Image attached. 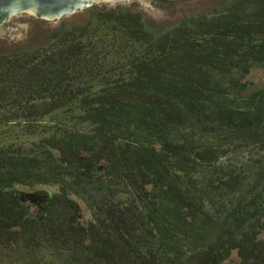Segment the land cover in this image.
Here are the masks:
<instances>
[{
  "label": "trees",
  "instance_id": "obj_1",
  "mask_svg": "<svg viewBox=\"0 0 264 264\" xmlns=\"http://www.w3.org/2000/svg\"><path fill=\"white\" fill-rule=\"evenodd\" d=\"M89 11L0 55V264H264V0Z\"/></svg>",
  "mask_w": 264,
  "mask_h": 264
},
{
  "label": "rangeland",
  "instance_id": "obj_2",
  "mask_svg": "<svg viewBox=\"0 0 264 264\" xmlns=\"http://www.w3.org/2000/svg\"><path fill=\"white\" fill-rule=\"evenodd\" d=\"M227 0H209L198 6L192 5H179L167 11L161 12L150 6L145 5L142 0H127L113 4L112 2H100L94 3V5L108 9L117 7L118 5L135 6L136 8L144 11L148 21L156 28L163 30L179 20L200 11H212L217 9ZM91 6V7H93ZM87 7L78 11H75L70 16H64L59 19L37 18L32 21L26 29L11 30L7 29L0 34V55L12 53L18 50H24L33 48L36 46H42L51 41L52 33L60 28L65 22L68 26L74 24H80L89 19L90 8ZM249 78L258 85H264V69L255 68ZM51 190H55L53 187H49ZM85 219L91 216L87 205L84 201H81Z\"/></svg>",
  "mask_w": 264,
  "mask_h": 264
},
{
  "label": "water",
  "instance_id": "obj_3",
  "mask_svg": "<svg viewBox=\"0 0 264 264\" xmlns=\"http://www.w3.org/2000/svg\"><path fill=\"white\" fill-rule=\"evenodd\" d=\"M127 0H0V34L7 29L22 30L37 18L59 19L94 3ZM145 5L164 12L179 5L198 6L209 0H142Z\"/></svg>",
  "mask_w": 264,
  "mask_h": 264
}]
</instances>
